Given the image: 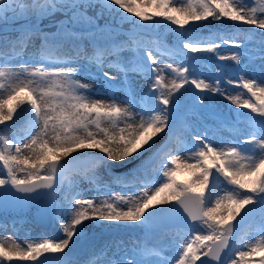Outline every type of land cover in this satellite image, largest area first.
Wrapping results in <instances>:
<instances>
[{"label": "snow or ice", "instance_id": "snow-or-ice-1", "mask_svg": "<svg viewBox=\"0 0 264 264\" xmlns=\"http://www.w3.org/2000/svg\"><path fill=\"white\" fill-rule=\"evenodd\" d=\"M58 14L54 31L37 23ZM21 19L17 36H0V206L40 205L39 223L60 235L13 222L0 264H264V0H0V24ZM217 95L227 114L205 103ZM85 161L87 190L69 175ZM256 214L255 233L244 231ZM90 223L187 237L97 243Z\"/></svg>", "mask_w": 264, "mask_h": 264}, {"label": "rangeland", "instance_id": "rangeland-1", "mask_svg": "<svg viewBox=\"0 0 264 264\" xmlns=\"http://www.w3.org/2000/svg\"><path fill=\"white\" fill-rule=\"evenodd\" d=\"M22 23H26L22 22ZM20 23V24H22ZM39 23V21L37 22ZM19 24V25H20ZM13 24L9 23L7 26L0 24V29H3V31H0V36H2L1 34L7 32L9 29L13 28L14 26H12ZM145 38H152V36H145L143 35ZM259 41H256L255 44L258 45ZM39 41H35V45L38 46ZM33 51L32 48L28 49V52L31 53ZM223 54L225 55H229L234 51H237L236 49H230L228 47H224L222 49ZM254 52H258V47H254L253 48ZM205 53H202L201 55H204ZM253 59L256 61L255 64H253L252 66L255 67L257 69V72L259 70V60L257 56H254ZM213 62V61H212ZM244 62V58H242V63ZM213 63H218V62H213ZM249 63H251V61H249ZM221 64V63H219ZM221 66L223 67L224 65L221 64ZM206 69L210 68V65H206L205 66ZM228 72L229 74H231L232 69L228 68ZM250 75H256V73H250ZM207 80H210L211 78V73L210 72H206L205 77ZM235 78V77H233ZM229 88H232V86H228ZM233 91H238L237 89L232 88ZM205 103L210 104V106L213 109L218 110L219 112L225 113L227 114V111L229 109V102L226 101L223 97H220L219 95L215 96L213 100L210 101H205ZM234 108V106H232ZM237 111H246L245 109H238ZM190 117H191V113H190ZM196 120L201 119V117L197 116L195 117ZM208 123L211 124L212 123V117H208ZM0 129H3V126H0ZM232 134V129L228 128V127H224L222 129H220L219 131L216 132V142L219 145L221 141H227L230 137V135ZM86 162V161H85ZM84 163V162H82ZM88 165H86L85 167H78L76 169H74L73 171L75 172H82L84 173L87 169ZM129 167H132V165H129ZM72 171V172H73ZM71 173V172H70ZM0 175L3 176L4 173L0 172ZM193 179L191 173L188 172H182L181 174H179L177 176V180L182 181V182H190ZM119 191V190H117ZM96 194H93L92 196H94ZM6 207H14V203H7ZM21 208H26L27 207H20ZM29 209V208H28ZM0 221H7L8 225L11 226L13 222H15L17 224V226H21V227H28V228H32L33 224L30 223V221L28 219H19V220H0ZM257 221H260V216L259 214L254 215L253 217H251L244 225V231L247 232H251V233H255V227L258 224ZM45 228V227H43ZM47 229H55V224L54 223H50L47 227ZM88 228H93L91 230H86L87 234L89 236L90 239L98 241L102 238H105L107 236H112V237H116V236H123L125 233L127 232H135L136 235H133V238H136L142 240V241H146L149 242L151 244H159L161 241H167L168 244L166 245V247L169 246H174L175 243L179 242L180 237H187V231L184 229H180L178 227H173L170 226L168 228H162V227H157L155 228L151 233H145L144 231H142L139 228H117L114 226H109V227H100L99 223H95V226L92 227H88ZM168 231H174L176 232V236L172 237L171 239L167 240L169 237H167L166 232ZM114 232L113 235H108L109 233ZM129 237V236H128ZM161 238H163L162 240H160ZM71 247L78 252L80 255H83L82 252V243L81 242H77L76 244L71 245ZM171 254V253H170Z\"/></svg>", "mask_w": 264, "mask_h": 264}, {"label": "bare ground", "instance_id": "bare-ground-1", "mask_svg": "<svg viewBox=\"0 0 264 264\" xmlns=\"http://www.w3.org/2000/svg\"><path fill=\"white\" fill-rule=\"evenodd\" d=\"M83 151H86V150L77 151L76 153H73V155H77V156L82 155ZM88 151H92L96 155H101V153H99V150L98 149L97 150H88ZM97 172L105 180L108 179V176H107V174L105 173V171H104V169L102 167L99 168V169H97ZM69 175L71 176L72 179H74V180H76V181L79 182V185H80V188L81 189L87 190V189L90 188V185H89L88 181L84 179L82 172H75V171H73V172L69 173ZM117 190H119V189H117ZM93 194H96V193L94 191H85L84 192V196L85 197H91ZM62 195H63L62 192L58 193L57 194V198L62 197ZM32 226H33L32 228L26 227V229H27L28 234L31 235L33 238L43 237V236H47V237H51V238H56V237H58L60 235L59 227L56 224H55V229H53V230H51V229L49 230L47 228H40L41 227L40 225H35V224H33ZM92 226H95V224L90 223L89 224V227H92ZM18 227H21V226H18ZM11 228H12V225L9 226V233H0V235L11 234ZM91 229H93V228H88L87 230H91ZM113 233L114 232H111L108 235H113ZM19 235L20 236H24L25 233L23 231H21L19 233ZM133 235H136V233L135 232H127L123 236H116V237L107 236V237L102 238V239H100V240H98L96 242L99 243V242H102L105 239H118V240H122V241L135 242L137 240V238H136V236H135V238H133ZM166 235H167V237H169L167 240H169L172 237H175L177 234L174 231H168V232H166ZM162 239L163 238H161L160 240H162Z\"/></svg>", "mask_w": 264, "mask_h": 264}, {"label": "water", "instance_id": "water-1", "mask_svg": "<svg viewBox=\"0 0 264 264\" xmlns=\"http://www.w3.org/2000/svg\"><path fill=\"white\" fill-rule=\"evenodd\" d=\"M123 30H126L123 28ZM149 35H151V33H147ZM259 38V35H257ZM63 162V161H62ZM87 162L84 163H80L79 167H83L86 166ZM10 203H14V207H6V205H2L0 206V220H18V219H28L31 223L35 224V225H40L42 228L43 227H47L50 223L45 222L43 224L39 223L38 221V208L40 207V205H36V204H19L16 202H9ZM20 207H27L26 208H21ZM168 207H171V205H169ZM29 208V209H28ZM239 220V217L237 218ZM163 228H168L171 225H160Z\"/></svg>", "mask_w": 264, "mask_h": 264}, {"label": "trees", "instance_id": "trees-1", "mask_svg": "<svg viewBox=\"0 0 264 264\" xmlns=\"http://www.w3.org/2000/svg\"><path fill=\"white\" fill-rule=\"evenodd\" d=\"M64 19V17L62 15H57L55 17H51V18H45L43 19L42 21H39V24L40 26L45 30V31H54L55 30V25L57 24L58 21ZM107 19V15L105 16V19H102L100 21L101 24L105 23V20ZM22 22H25V20L21 19L19 20V22L15 25H12L14 26L13 28L9 29L7 32L1 34V35H8L10 37H15L19 34V31H20V27H19V24L22 23ZM228 23L229 22H225L224 23V27L227 28L228 27ZM122 27L125 28V29H130L131 28V25L128 24V23H122ZM216 27L218 26H213L212 29H216ZM241 28H248V26H245V25H241L240 26ZM164 32V36L166 38V42L167 43H171L172 40H173V36L170 32H168L167 30H161ZM258 32H260L259 29H257ZM256 41H258V39L256 38ZM255 41V42H256ZM201 55V54H200ZM204 55H211V54H207L205 53ZM213 62H221V61H213ZM223 65H232V67H235V65L231 62V61H224V62H221ZM183 91V90H182ZM248 111V110H246ZM257 216V214H256ZM14 264H16V262H14Z\"/></svg>", "mask_w": 264, "mask_h": 264}]
</instances>
